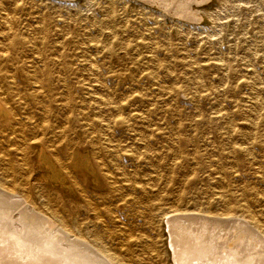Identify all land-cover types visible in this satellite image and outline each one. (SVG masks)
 <instances>
[{
	"label": "rangeland",
	"instance_id": "374dc122",
	"mask_svg": "<svg viewBox=\"0 0 264 264\" xmlns=\"http://www.w3.org/2000/svg\"><path fill=\"white\" fill-rule=\"evenodd\" d=\"M0 4V20L10 13L20 20L15 29L42 40V60H33L37 53L31 48L16 55L23 66L51 62L52 78L41 80L52 105L50 122L64 124L70 145L92 161L97 136L122 150L111 168L118 174L116 190L102 176L97 180L78 170L66 188L15 155L0 161L3 189L19 188L17 175L27 178L39 207L65 222L73 219L77 232L84 233L81 225L91 233L112 232L124 264H173L167 219L177 212L205 215L221 233L239 239L232 244L243 240V250L248 243L260 246L264 0ZM24 69L18 74L27 95L33 84ZM29 98L30 106L39 105ZM61 147L63 155L68 148Z\"/></svg>",
	"mask_w": 264,
	"mask_h": 264
},
{
	"label": "bare ground",
	"instance_id": "6f19581e",
	"mask_svg": "<svg viewBox=\"0 0 264 264\" xmlns=\"http://www.w3.org/2000/svg\"><path fill=\"white\" fill-rule=\"evenodd\" d=\"M19 21L10 13H3L0 20V161H9L10 156L15 155L25 165L34 162L66 188H69L68 179L76 182L74 171L78 170L90 173L97 180L102 176L108 187L116 190L120 187L114 185L118 183V174L111 168L116 166L115 160L122 151L120 144L109 139L101 140L97 136L92 148L96 150L92 161L90 156L82 155L80 147L76 149L70 145L65 138L67 129L64 124L55 127L50 122L52 105L41 80L45 78L46 83L49 82L53 67L47 58L43 67L20 64L16 54L22 48L36 51L37 56L33 60L45 57L41 56L44 53L41 39L24 36L15 29ZM64 66L68 68V65ZM24 68L33 84V90L27 95L21 84L23 75L18 74L20 70L25 71ZM91 68L96 69L93 63ZM29 97L39 105L30 106ZM36 113L39 114L38 119H35ZM62 143L68 148L63 155L60 153ZM238 149L249 151L243 146ZM105 156L112 158L107 160ZM10 166L13 170L12 161ZM14 178L19 188L3 189L0 184V264H124L114 251L116 244L112 241V232L91 233L84 225L80 226L84 233L77 232L75 227L79 224L73 219L65 222L57 212L48 213L39 207L33 196L37 190L27 178L22 175ZM94 210L96 216H100ZM196 214L177 212L167 219L173 264H264V233L260 231L257 235L262 241L259 247L248 243L247 249L243 250L246 247L242 246L245 242L241 244L243 240L240 245L232 244L234 237L231 232L226 235L221 233L215 227L216 223L205 219L203 214ZM254 224L255 228L258 227L256 222Z\"/></svg>",
	"mask_w": 264,
	"mask_h": 264
}]
</instances>
